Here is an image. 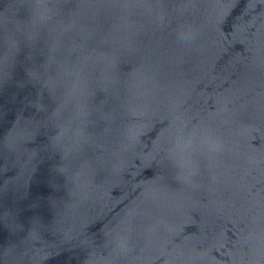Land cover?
<instances>
[{"label":"water","instance_id":"95a60500","mask_svg":"<svg viewBox=\"0 0 264 264\" xmlns=\"http://www.w3.org/2000/svg\"><path fill=\"white\" fill-rule=\"evenodd\" d=\"M0 264H264V0H0Z\"/></svg>","mask_w":264,"mask_h":264}]
</instances>
